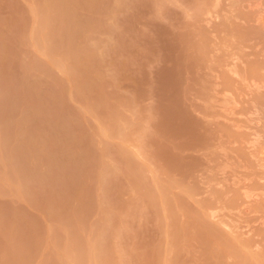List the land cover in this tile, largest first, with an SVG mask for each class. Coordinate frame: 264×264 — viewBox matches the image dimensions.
Returning a JSON list of instances; mask_svg holds the SVG:
<instances>
[{
	"label": "rangeland",
	"instance_id": "rangeland-1",
	"mask_svg": "<svg viewBox=\"0 0 264 264\" xmlns=\"http://www.w3.org/2000/svg\"><path fill=\"white\" fill-rule=\"evenodd\" d=\"M0 264H264V0H0Z\"/></svg>",
	"mask_w": 264,
	"mask_h": 264
}]
</instances>
